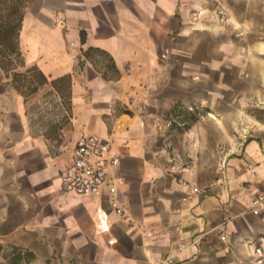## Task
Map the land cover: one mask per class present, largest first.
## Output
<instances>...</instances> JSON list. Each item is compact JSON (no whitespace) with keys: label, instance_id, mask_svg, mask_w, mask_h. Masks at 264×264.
Returning <instances> with one entry per match:
<instances>
[{"label":"crops","instance_id":"obj_1","mask_svg":"<svg viewBox=\"0 0 264 264\" xmlns=\"http://www.w3.org/2000/svg\"><path fill=\"white\" fill-rule=\"evenodd\" d=\"M18 49L17 71L47 82L25 95L0 68L2 246L33 264H251L264 249L250 208L264 193V0H28ZM84 135L118 158L121 214L106 185L63 190Z\"/></svg>","mask_w":264,"mask_h":264},{"label":"built area","instance_id":"obj_2","mask_svg":"<svg viewBox=\"0 0 264 264\" xmlns=\"http://www.w3.org/2000/svg\"><path fill=\"white\" fill-rule=\"evenodd\" d=\"M203 14V10L197 12L199 17H202ZM216 16L220 24L224 26L230 25L231 18L225 9H218ZM234 37L240 40L242 38L241 32H235ZM260 105L264 106L263 103L257 102V106ZM202 106L203 103H200L199 107ZM195 108V106H188L187 110L193 111ZM154 125L156 128L165 129H169L172 126L171 121L159 119L154 121ZM117 164L118 158L111 154L107 142L95 135L81 136L75 143L72 159L62 172L63 190L75 195L90 196L97 194L101 187L106 185L111 196V206L117 214H121L122 210L115 198L116 186L113 182L110 183L107 178L108 169ZM223 167L224 164H221L218 169L221 171ZM192 190L197 191V187H193ZM250 208L264 209V193L255 196L251 200ZM219 236L223 238L225 235L220 232ZM178 248L181 250L182 246L178 245ZM251 264H264V249L261 246L253 247Z\"/></svg>","mask_w":264,"mask_h":264},{"label":"trees","instance_id":"obj_3","mask_svg":"<svg viewBox=\"0 0 264 264\" xmlns=\"http://www.w3.org/2000/svg\"><path fill=\"white\" fill-rule=\"evenodd\" d=\"M27 1L0 0V68L11 75V83L19 92L30 95L39 86L46 83L47 79L36 67L17 71L18 67L22 66V58L18 49V36ZM95 52L105 55L102 51L91 48L86 50L84 54L87 56ZM107 66L110 69L114 68L110 58H108ZM68 81V76H63L51 83L56 87L58 84H67ZM23 89L24 91H22ZM1 249L2 245L0 244V251ZM13 249L16 250L17 248L13 247ZM20 252L13 254L7 264H19L23 260ZM23 255H25V261L33 258L29 252H24Z\"/></svg>","mask_w":264,"mask_h":264},{"label":"rangeland","instance_id":"obj_4","mask_svg":"<svg viewBox=\"0 0 264 264\" xmlns=\"http://www.w3.org/2000/svg\"><path fill=\"white\" fill-rule=\"evenodd\" d=\"M61 87L65 88L66 84L62 83L60 85ZM16 253H19V250L16 249L14 250L12 246H2V249L0 251V263L1 264H7V262H9L10 258L13 256V254L15 255ZM22 254L23 260H21L19 262V264H33V260L29 259L25 261V255H23V252H20Z\"/></svg>","mask_w":264,"mask_h":264}]
</instances>
